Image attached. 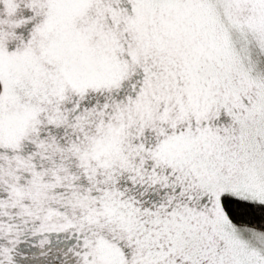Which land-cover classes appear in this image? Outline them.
<instances>
[{"label":"snow or ice","instance_id":"6c2138e0","mask_svg":"<svg viewBox=\"0 0 264 264\" xmlns=\"http://www.w3.org/2000/svg\"><path fill=\"white\" fill-rule=\"evenodd\" d=\"M0 264H264V0H0Z\"/></svg>","mask_w":264,"mask_h":264}]
</instances>
